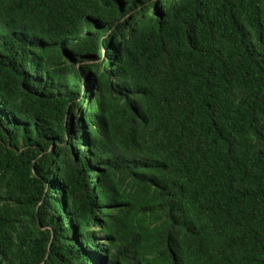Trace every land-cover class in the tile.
<instances>
[{"label": "trees", "instance_id": "obj_1", "mask_svg": "<svg viewBox=\"0 0 264 264\" xmlns=\"http://www.w3.org/2000/svg\"><path fill=\"white\" fill-rule=\"evenodd\" d=\"M0 264H264V0H0Z\"/></svg>", "mask_w": 264, "mask_h": 264}]
</instances>
